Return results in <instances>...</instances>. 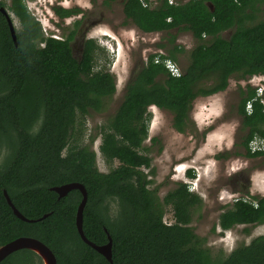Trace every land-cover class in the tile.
<instances>
[{
	"label": "trees",
	"instance_id": "16d2710c",
	"mask_svg": "<svg viewBox=\"0 0 264 264\" xmlns=\"http://www.w3.org/2000/svg\"><path fill=\"white\" fill-rule=\"evenodd\" d=\"M117 0H104L109 6ZM127 21L143 33L169 36L167 58L176 62L185 50L174 43L176 32H190L195 45L187 53L183 74L169 75L150 54L145 65L127 84L122 103L100 129L99 152L105 162L119 165L100 172L96 154L89 146L69 145L78 116L99 111L103 100L115 92V80L104 70L94 71L99 47L93 39L73 56L74 30L61 38L44 36L40 22L24 0H11L8 10L18 20L14 45L6 20L0 13V246L18 237H31L46 245L56 264H264V236L240 245L225 258H212L189 227L200 197L178 184L162 199L148 188L143 169L151 158L141 152L148 136V107L168 111L172 127L185 132L191 103L197 96L224 90L228 79L264 75V18L253 23L264 0H189L154 7L140 0H121ZM4 7V3L0 2ZM60 18L78 9L55 8ZM230 31L228 38L223 33ZM204 80L209 86L200 87ZM237 113L246 131L241 146L248 156L253 137L264 138V106L255 88L239 86ZM251 110L246 111V105ZM151 172V171H150ZM193 177L191 170L187 171ZM77 182L87 191L82 228L96 245L112 239L111 260L85 244L78 235L75 215L81 194L71 190L58 199L50 188ZM3 190L27 219L14 216ZM113 205L115 208H113ZM171 206L174 223L163 216ZM264 223V196L235 199L219 215L221 231L236 225ZM28 249L19 250L0 264H37Z\"/></svg>",
	"mask_w": 264,
	"mask_h": 264
},
{
	"label": "rangeland",
	"instance_id": "374dc122",
	"mask_svg": "<svg viewBox=\"0 0 264 264\" xmlns=\"http://www.w3.org/2000/svg\"><path fill=\"white\" fill-rule=\"evenodd\" d=\"M10 1L0 0L11 15L15 30H18V20L8 10ZM103 1L24 0L29 12L40 22L44 36L61 38L74 30L78 23L71 42L73 56L79 59L83 43L93 39L99 47L94 71L102 69L114 77L113 95L103 100L99 111L90 109L87 114L77 117L69 143L89 146L96 154L98 170L108 173L119 162L113 160L108 164L99 152L100 129L122 103L127 84L145 65L146 57L159 52L166 55V50L159 45L169 47V36L162 32H141L125 19L121 0L109 6ZM147 1L151 7L159 2ZM170 1L175 4L189 0ZM56 7L76 8L79 12L62 19L56 14ZM258 8L253 23L264 18V3ZM172 33L176 34L174 43L185 50L176 59L178 66L184 70L187 53L195 45V40L190 32L173 30ZM230 33L226 31L222 35L228 38ZM211 84L212 80H204L200 87ZM247 85L259 94L264 88V75L243 79L234 75L228 79L224 90L194 98L189 111L190 122L183 133L172 127V115L168 111L155 106L147 110L148 136L141 152L151 158L150 168L143 169L150 180L148 188L162 199L178 184L184 183L200 197L201 204L195 206L188 226L201 239L202 246L209 250L212 258H225L238 246L249 244L257 236H264V223L236 225L226 231H221L218 224L220 213L229 208L235 199L264 196V155L248 156L241 146L246 131L241 128L237 113L239 86L245 89ZM188 170L193 177L187 175ZM163 222L174 223L171 206L166 207ZM37 264H42L40 258H37Z\"/></svg>",
	"mask_w": 264,
	"mask_h": 264
},
{
	"label": "water",
	"instance_id": "95a60500",
	"mask_svg": "<svg viewBox=\"0 0 264 264\" xmlns=\"http://www.w3.org/2000/svg\"><path fill=\"white\" fill-rule=\"evenodd\" d=\"M0 13L4 16L12 41L14 45H16V30L14 26L13 19L11 15L8 13L6 8L0 6ZM51 191L55 192L58 196V199L66 196L71 190H78L81 194V200L78 204L76 215H75V226L76 230L78 232L79 237L81 240L90 246L93 250H95L97 253L102 255L106 260L109 262H112L111 260V246H112V239L108 235V242L103 245H96L89 241L83 232L82 228V221H83V210L87 202V191L85 187L77 182H71L62 184L59 186H53L50 188ZM4 198L8 204V206L11 208L14 216H16L18 219L25 221V222H34V221H40L44 219L47 215H43L42 217L38 219H27L24 217L13 205L12 201L10 200L8 194L5 190H3ZM22 249H28L32 252H34L40 259L42 264H56V259L50 249L44 245L42 242L35 238L31 237H18L12 241H9L8 243L0 246V261L7 257L9 254L22 250Z\"/></svg>",
	"mask_w": 264,
	"mask_h": 264
},
{
	"label": "built area",
	"instance_id": "2783aa9c",
	"mask_svg": "<svg viewBox=\"0 0 264 264\" xmlns=\"http://www.w3.org/2000/svg\"><path fill=\"white\" fill-rule=\"evenodd\" d=\"M153 2H156L157 0H152ZM143 6H149L147 0H140ZM148 2V3H147ZM171 3V1H170ZM160 54L164 55L162 52H159L158 55L154 57V63L162 64L164 68L167 70L169 75L173 77H179L183 74L182 69L178 66V64L170 59L167 58H160ZM264 88H261L259 94L257 93V96L260 97V102L264 106V94H263ZM257 92V91H256ZM251 110V105L247 103L246 105V111L249 113ZM248 148L251 153L256 152H264V138L260 137H253L252 140L248 144Z\"/></svg>",
	"mask_w": 264,
	"mask_h": 264
},
{
	"label": "flooded vegetation",
	"instance_id": "af4514ba",
	"mask_svg": "<svg viewBox=\"0 0 264 264\" xmlns=\"http://www.w3.org/2000/svg\"><path fill=\"white\" fill-rule=\"evenodd\" d=\"M67 18H68V17H67ZM63 19H65V18H63ZM146 61H147V57H146L145 62H146ZM139 70H140V69H139ZM182 71H183V70H182ZM137 72H138V71H137ZM135 75H136V74H135ZM134 77H135V76H133V78H134ZM133 78H132V79H133ZM132 79H131V80H132ZM131 80H130V81H131ZM130 81H129V82H130ZM126 87H127V86H126ZM16 252H17V251H16ZM13 253H15V252H13ZM13 253H11V254H13ZM11 254H9V255H11ZM9 255H8V256H9ZM8 256H7V257H8Z\"/></svg>",
	"mask_w": 264,
	"mask_h": 264
},
{
	"label": "clouds",
	"instance_id": "9594fccd",
	"mask_svg": "<svg viewBox=\"0 0 264 264\" xmlns=\"http://www.w3.org/2000/svg\"><path fill=\"white\" fill-rule=\"evenodd\" d=\"M165 55V54H164ZM189 187V186H188Z\"/></svg>",
	"mask_w": 264,
	"mask_h": 264
}]
</instances>
